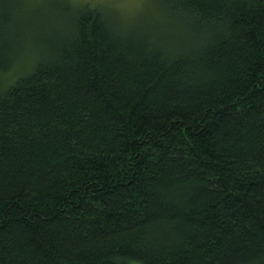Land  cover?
<instances>
[{"label": "trees", "instance_id": "trees-1", "mask_svg": "<svg viewBox=\"0 0 264 264\" xmlns=\"http://www.w3.org/2000/svg\"><path fill=\"white\" fill-rule=\"evenodd\" d=\"M23 2L0 0V264H264V0L63 1L33 37Z\"/></svg>", "mask_w": 264, "mask_h": 264}, {"label": "rangeland", "instance_id": "rangeland-1", "mask_svg": "<svg viewBox=\"0 0 264 264\" xmlns=\"http://www.w3.org/2000/svg\"><path fill=\"white\" fill-rule=\"evenodd\" d=\"M65 0H24L22 5L19 7V14L21 17H28L30 20L34 18L33 31L30 32L32 37L36 33L43 34V31L51 30L54 25L52 22L54 14V8L60 5ZM92 5V0H87L86 3L78 4ZM157 6V0H106L104 4L98 7L104 9V11L109 12L113 16L124 17L125 22H140L151 19L150 16L155 12V7ZM51 27H50V26ZM31 38V37H30ZM28 41L30 47H34V41ZM36 50H33L35 52ZM39 51H37L38 53ZM36 53V52H35ZM16 75V72L11 73L7 78L6 75H1L2 79L6 78L12 80ZM6 84V83H5ZM133 264H140L134 262Z\"/></svg>", "mask_w": 264, "mask_h": 264}, {"label": "snow or ice", "instance_id": "snow-or-ice-1", "mask_svg": "<svg viewBox=\"0 0 264 264\" xmlns=\"http://www.w3.org/2000/svg\"><path fill=\"white\" fill-rule=\"evenodd\" d=\"M87 0H65V4L69 7V9H71L72 5H78V4H82V3H86ZM106 2V0H92V6L93 8L104 4ZM261 260L264 261V249L261 250Z\"/></svg>", "mask_w": 264, "mask_h": 264}]
</instances>
